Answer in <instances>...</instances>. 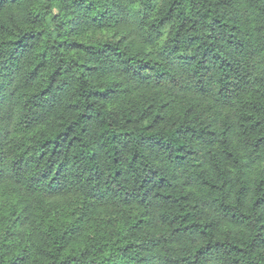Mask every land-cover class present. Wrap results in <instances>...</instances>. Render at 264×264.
<instances>
[{
	"label": "trees",
	"instance_id": "1",
	"mask_svg": "<svg viewBox=\"0 0 264 264\" xmlns=\"http://www.w3.org/2000/svg\"><path fill=\"white\" fill-rule=\"evenodd\" d=\"M0 264H264V0H0Z\"/></svg>",
	"mask_w": 264,
	"mask_h": 264
}]
</instances>
